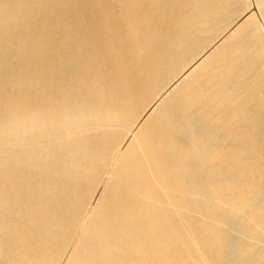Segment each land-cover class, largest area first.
<instances>
[{
    "label": "bare ground",
    "instance_id": "bare-ground-1",
    "mask_svg": "<svg viewBox=\"0 0 264 264\" xmlns=\"http://www.w3.org/2000/svg\"><path fill=\"white\" fill-rule=\"evenodd\" d=\"M249 4L0 0V264H264Z\"/></svg>",
    "mask_w": 264,
    "mask_h": 264
},
{
    "label": "rangeland",
    "instance_id": "rangeland-1",
    "mask_svg": "<svg viewBox=\"0 0 264 264\" xmlns=\"http://www.w3.org/2000/svg\"><path fill=\"white\" fill-rule=\"evenodd\" d=\"M53 3H56V1L55 2H53ZM250 8V9H249ZM249 8L247 9L246 7L245 8H239L238 9V11L239 12H237L234 16H233V18L231 19V21L228 23V24H230L231 22H232V24L229 26L228 24V28L227 27H224V29L223 30H225L224 32H228V31H230V27L234 24V23H241V22H243V21H245L246 19H248V17H249V15L248 14H252V15H254V17L256 18V21H257V24H258V28H259V34H260V36H261V38L264 40V2H259L258 0H250V4H249ZM248 10V11H247ZM250 10V11H249ZM244 11V12H243ZM246 14V15H245ZM248 15V16H247ZM245 16H247L246 18H245ZM235 17V18H234ZM237 21V22H236ZM235 26V25H234ZM227 28V29H226ZM229 29V30H228ZM223 32V33H224ZM222 35H219V36H217L216 38H215V41H214V44H215V46L217 47V44H220V43H222L221 41H223L222 39H225V38H222L221 37ZM221 37V38H220ZM221 39V40H220ZM218 42V43H217ZM219 46V45H218ZM259 49L258 50H262V48L261 47H258ZM113 167H114V165H113ZM108 175H110V174H107L105 177H104V181L101 183V185L99 186L100 188H99V190L97 191V194H96V196L94 197V199H93V201H92V203L89 205V211H88V213L90 212V211H92L93 209H94V206H95V204L97 203V200H99V198H100V193L102 192V189H103V187H104V184H105V180L107 179V176ZM102 194V193H101ZM238 233H239V235H238ZM233 237H234V241L235 242H237V241H251V242H255V240H254V238H251V237H249V236H247L246 234H244V233H242V232H240V231H236V232H234L233 233ZM239 238V239H238ZM257 241V240H256ZM258 243H260L261 244V242L260 241H257ZM72 244V246H74V244L73 243H71ZM71 244H70V246L67 248V250L65 251V254H64V256H63V258H62V260H61V263L60 264H66V262H67V259H68V257L70 256V253L72 252V250H73V247L71 246ZM262 245H264V242H262ZM67 253V254H66Z\"/></svg>",
    "mask_w": 264,
    "mask_h": 264
}]
</instances>
